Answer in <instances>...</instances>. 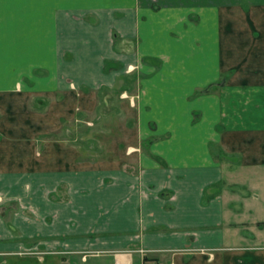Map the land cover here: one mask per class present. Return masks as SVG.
<instances>
[{"label":"crops","instance_id":"crops-1","mask_svg":"<svg viewBox=\"0 0 264 264\" xmlns=\"http://www.w3.org/2000/svg\"><path fill=\"white\" fill-rule=\"evenodd\" d=\"M263 199L264 0H0V264H264Z\"/></svg>","mask_w":264,"mask_h":264},{"label":"rangeland","instance_id":"rangeland-1","mask_svg":"<svg viewBox=\"0 0 264 264\" xmlns=\"http://www.w3.org/2000/svg\"><path fill=\"white\" fill-rule=\"evenodd\" d=\"M137 69H138V63L137 64L132 63V64H130L128 66L129 74H131L130 72H134ZM127 76L125 78H126L127 82H129V85H135L136 86V82H138V81H136V79L138 77L135 74L127 75ZM114 77H117V75H115ZM100 92H98L99 96H98V99H97L98 104H97L96 109H93L90 112H88V110L82 108L81 109V113L82 112L84 113V117L82 118L81 122H76L78 125H76L74 127V130L76 131V133H79L80 137H82L80 140H83V137H87L88 135H91L92 133L96 132V133H98V137L101 140H103L102 143L104 145L105 143H107V140L101 134H104L103 132H105L106 130H109V127L111 125L110 124V119H111L110 114L111 113L108 112V114L107 113L105 114V110L110 111L109 107L108 106L105 107V105L103 103H101L100 101L102 99L110 97V94L107 93V95L105 96V93H104V95L101 96V98H100ZM132 100H134L133 96H132ZM107 101H109V100H107ZM112 102L114 103V106L116 108V111H114V112H116L115 113L116 117L114 119V122L115 121L117 122L116 124L114 123V126H116V127H113V130L114 131H119V129H120V119L118 118L117 115L120 116V113H121V109L119 108L120 104H121V100H115V98H113ZM66 126H68L67 134L72 133V130H73L72 122H70V124H68V122H66ZM131 130H132V132L135 131L134 128H132ZM128 133H129V131H128ZM117 135L119 136L120 134L118 133ZM118 136H115L113 138V142L111 141L112 143L108 142L109 147L107 148L106 152H108L109 148L110 149L116 148L120 152H122L121 151L122 142L120 141L121 139L118 138ZM126 147H127V145H126ZM123 151H124V149H123ZM251 198H253V196H251ZM262 202L264 203V199L262 200ZM233 207L237 210V213L239 214L240 217H242V215L243 216L246 215V219L242 220V221H245L247 223H243V224H239L238 225V227L241 229L243 234H248L249 233L251 235L250 236V238H251L252 234L255 232V228H257L258 230H263L264 231V212L263 211H261V213L257 212V214H256L257 208L253 207L252 205L246 204V203H245V205H240V206L238 204H234ZM240 211H241L242 215L240 214ZM255 215H256V219H261L259 224L255 223ZM233 221H239V220L233 219Z\"/></svg>","mask_w":264,"mask_h":264},{"label":"built area","instance_id":"built-area-1","mask_svg":"<svg viewBox=\"0 0 264 264\" xmlns=\"http://www.w3.org/2000/svg\"><path fill=\"white\" fill-rule=\"evenodd\" d=\"M146 264H155V263H149V262H148V263H146Z\"/></svg>","mask_w":264,"mask_h":264}]
</instances>
